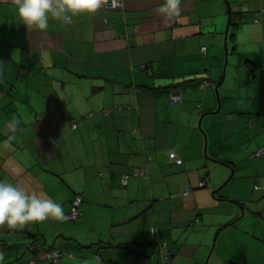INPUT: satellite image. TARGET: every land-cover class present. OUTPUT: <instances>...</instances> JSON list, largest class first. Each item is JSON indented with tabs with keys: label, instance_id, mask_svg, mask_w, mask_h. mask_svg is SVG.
Listing matches in <instances>:
<instances>
[{
	"label": "crops",
	"instance_id": "obj_1",
	"mask_svg": "<svg viewBox=\"0 0 264 264\" xmlns=\"http://www.w3.org/2000/svg\"><path fill=\"white\" fill-rule=\"evenodd\" d=\"M123 3L40 31L0 0V180L83 198L0 226V264H264V0Z\"/></svg>",
	"mask_w": 264,
	"mask_h": 264
},
{
	"label": "clouds",
	"instance_id": "obj_2",
	"mask_svg": "<svg viewBox=\"0 0 264 264\" xmlns=\"http://www.w3.org/2000/svg\"><path fill=\"white\" fill-rule=\"evenodd\" d=\"M17 15L24 25L40 31L49 28L50 19L68 15L95 14L105 0H17ZM181 0H161L158 13L164 19L180 15ZM65 211L61 203L37 192L0 180V226L23 228L29 223L62 220ZM88 264V262H86Z\"/></svg>",
	"mask_w": 264,
	"mask_h": 264
},
{
	"label": "built area",
	"instance_id": "obj_3",
	"mask_svg": "<svg viewBox=\"0 0 264 264\" xmlns=\"http://www.w3.org/2000/svg\"><path fill=\"white\" fill-rule=\"evenodd\" d=\"M123 0H105V7L107 8H119L123 6ZM202 50H205V47H202ZM144 67V66H142ZM206 85H209L208 82H204V84L202 85L203 87H205ZM180 99V95L178 94H173V96L171 97V101L172 102H177ZM93 114V112L91 113V115ZM12 128H14L13 125H11ZM264 155V146H262L261 148L257 149L254 153V156H262ZM170 161L171 162H176L181 164L183 162V159L176 153V152H172L170 154ZM141 174H145V171L142 169L141 170ZM124 184L127 183L128 181V175L124 176ZM204 185V182L201 183V186ZM256 188H260V185H256ZM188 192H191V190H189ZM82 203V196L80 194H76L72 200V206L70 211L65 215V218L71 221H76L80 218V216L82 215L81 211H80V205ZM156 229L153 230V232H155ZM157 249L159 252V255L161 257L162 260V264H174L173 263V251L172 249L169 247L168 243L166 242H160L157 245ZM49 258H52L54 261H57L59 259V257L61 256V252L59 251H49L48 252Z\"/></svg>",
	"mask_w": 264,
	"mask_h": 264
},
{
	"label": "trees",
	"instance_id": "obj_4",
	"mask_svg": "<svg viewBox=\"0 0 264 264\" xmlns=\"http://www.w3.org/2000/svg\"><path fill=\"white\" fill-rule=\"evenodd\" d=\"M106 8H107V7H106ZM114 9H119V8H114ZM238 13H240V12H238ZM263 14H264V10L261 9V10L258 12V14H257V18H256L257 22H262ZM233 23H235V22L232 20V21H231V24H233ZM141 66H142V65H141ZM143 66H144L143 69H145V68H146V65H143ZM205 81L209 83V85H206L205 87L211 85V82H210L208 79H206ZM205 81H204V82H205ZM203 84H204V83L201 82V87H202V88H205V87L202 86ZM82 201H83V198H82ZM158 243H159V242H157L156 244L158 245ZM157 245H156V248H157ZM157 251H158V249H157ZM158 253H159V252H158ZM61 254H62V253H61ZM59 258H60V257H59Z\"/></svg>",
	"mask_w": 264,
	"mask_h": 264
}]
</instances>
